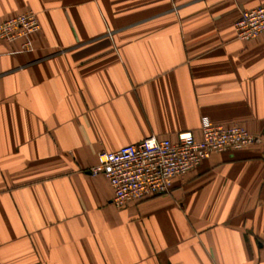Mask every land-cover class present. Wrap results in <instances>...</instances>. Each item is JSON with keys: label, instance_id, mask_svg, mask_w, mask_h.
Masks as SVG:
<instances>
[{"label": "crops", "instance_id": "0c3cea01", "mask_svg": "<svg viewBox=\"0 0 264 264\" xmlns=\"http://www.w3.org/2000/svg\"><path fill=\"white\" fill-rule=\"evenodd\" d=\"M264 0H0V264H264ZM27 42L26 46L23 44ZM202 117L260 143L218 152L166 194L112 204L97 153L200 137Z\"/></svg>", "mask_w": 264, "mask_h": 264}, {"label": "built area", "instance_id": "2783aa9c", "mask_svg": "<svg viewBox=\"0 0 264 264\" xmlns=\"http://www.w3.org/2000/svg\"><path fill=\"white\" fill-rule=\"evenodd\" d=\"M38 29L34 12L19 13L0 22V41L27 37ZM233 29L235 38L241 41L254 40L263 34L264 4L240 9ZM260 142V137L243 125L215 124L202 117L200 137L190 131L178 133L175 140L149 136L114 151L102 150L97 153L96 164L89 174L106 177L113 190L112 204L122 207L168 193L175 178L193 170L214 153Z\"/></svg>", "mask_w": 264, "mask_h": 264}, {"label": "rangeland", "instance_id": "374dc122", "mask_svg": "<svg viewBox=\"0 0 264 264\" xmlns=\"http://www.w3.org/2000/svg\"><path fill=\"white\" fill-rule=\"evenodd\" d=\"M36 14V13H35ZM39 21V20H38ZM39 27H40V24H39Z\"/></svg>", "mask_w": 264, "mask_h": 264}]
</instances>
